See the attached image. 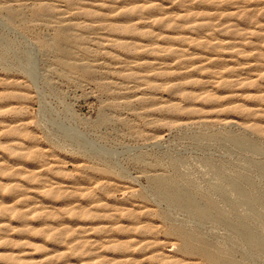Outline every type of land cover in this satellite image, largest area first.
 Here are the masks:
<instances>
[{
	"label": "rangeland",
	"instance_id": "rangeland-1",
	"mask_svg": "<svg viewBox=\"0 0 264 264\" xmlns=\"http://www.w3.org/2000/svg\"><path fill=\"white\" fill-rule=\"evenodd\" d=\"M3 5L10 3L0 0V93L15 97H0V141L7 139L9 121L24 119L38 148L49 155L43 163L57 168L44 185L62 182L73 205L118 217L111 232L99 231L111 221L72 215L62 195L29 194L24 209L32 212L30 219L26 226L11 219L12 230L0 236V254L15 252L34 262L49 253L52 264H205L202 255L183 251L187 242L228 264H264V132L250 125L264 126V117L217 109L225 101L191 102L166 87L154 92L134 84L127 74L135 60L123 64L126 52L101 45L108 31H77L85 34L88 49L74 56L92 71H72L66 65L70 55L42 47L41 39L55 36V25L26 19L30 9L18 6L11 18ZM140 53L132 57H155ZM185 88L199 93L197 86ZM210 88L208 94L228 93ZM238 91L233 104H256L240 94H246L243 88ZM21 93L26 98L16 96ZM14 156L6 154L11 162ZM38 160L28 158L29 169H36ZM20 179L0 175L5 188ZM37 185L28 182L27 192L37 191ZM94 189L98 194L90 195ZM5 195V203L21 205L18 194ZM101 198L108 208L94 205ZM41 207L60 213L43 220ZM44 221L64 229L61 241L33 232L43 229ZM80 225L88 243L76 253L71 242ZM148 240L160 241V249H143ZM117 245H134L135 251L128 255Z\"/></svg>",
	"mask_w": 264,
	"mask_h": 264
},
{
	"label": "bare ground",
	"instance_id": "bare-ground-1",
	"mask_svg": "<svg viewBox=\"0 0 264 264\" xmlns=\"http://www.w3.org/2000/svg\"><path fill=\"white\" fill-rule=\"evenodd\" d=\"M5 1L10 5H3V8L11 18L17 15L13 6H18L19 10L30 9L26 19L29 17L47 25H55V36L51 41L41 39L42 47L44 50H54L70 55L72 59L66 62V65L72 71L85 74H91L92 71L89 64L83 62L78 64L74 56L79 52L85 55L88 49L84 42L85 34H77V31L86 30L89 33L108 31L109 35L102 38L101 45H107L109 48L117 47L126 52L125 54L128 55H124L125 59L121 62L123 64L127 60H135V64L131 66L127 74V78L134 84L146 85L154 92L166 87L172 94H181L183 98L191 102L200 99L211 103L225 101L226 103L218 105L217 109L225 106L222 110L242 113L248 118L264 117V0ZM77 15L83 16L85 21L77 22ZM139 53L152 54L155 57L152 60L141 61L132 57L138 56ZM199 73L203 75L197 77ZM7 83L14 84L9 81ZM187 85L197 86L199 93L187 91L185 88ZM216 86L227 90L228 93L225 96L208 94L210 87ZM240 88L246 92V94H240L256 104L250 108L242 104H233L239 100ZM2 96L6 99L15 97L14 94L0 93V97ZM16 96L26 98V95L22 93ZM175 108L181 109L176 106ZM160 109L162 108L157 110ZM23 120L9 121L6 126L8 129L5 131L7 139L4 142L0 141V150H2L0 151V175L8 172L9 176L22 177L20 180L13 181L8 188H5L0 180V218L4 219L2 224L0 222V236L12 230L11 219H17L26 226L24 223L28 222L32 213L24 209L30 202L27 197L29 194L37 197L42 193L52 197L65 196L64 202L72 205L68 211L74 216L93 217L99 220L106 218L111 221V224L99 226L97 230L111 232L116 225L112 222L118 217L116 213L103 214L100 211L91 213L78 208L77 204L73 205L74 203L70 202L71 194L64 193L68 186H62V182L57 186L44 185L51 179L50 171L55 173L57 168H48L47 163H43L49 155H45V152L38 148L36 136ZM250 125L253 129L264 132V126L257 122L253 121ZM19 135L24 137L9 138V136ZM6 154L15 155L14 161L11 162ZM31 157L35 160L40 159L37 161L36 169H29L30 167L26 164V160ZM58 164L61 162L58 161ZM28 182L37 183V188L42 190L27 192ZM7 192L13 193L14 196L18 194L17 201L21 205L5 203ZM94 193H97L95 189L90 192V195ZM102 196L104 194L100 195ZM104 200L106 198L95 199L93 203L97 207L106 209L107 202ZM40 210H43V220L47 221L48 218H56L60 213L53 214L43 207ZM43 224V229H33V232L36 231L35 233L41 236L51 235L55 242L62 240L64 229L52 227L51 225L55 223L44 221ZM84 228V225L77 228V234L71 242L75 245L76 253L79 248L88 243L81 236L86 232ZM23 230L21 231L25 232ZM152 230L145 229L153 233ZM160 246V241L148 240L142 248L159 250ZM117 248L127 251V254L135 251L134 245H117ZM182 249L186 253L202 255L205 258V264H228L221 262L204 249L191 246L187 242L182 244ZM17 254L15 252L0 254V262L2 264H52L50 261L54 259L53 255L45 253L41 260L25 262ZM153 258L157 257L153 256ZM61 259L64 260L65 256H61ZM130 263L131 260H127L116 264ZM175 264L182 263L175 262Z\"/></svg>",
	"mask_w": 264,
	"mask_h": 264
}]
</instances>
